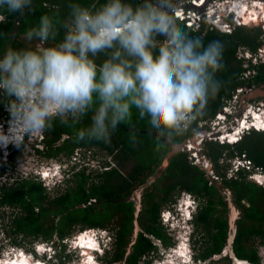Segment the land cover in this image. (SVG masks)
Wrapping results in <instances>:
<instances>
[{
  "label": "clouds",
  "instance_id": "9594fccd",
  "mask_svg": "<svg viewBox=\"0 0 264 264\" xmlns=\"http://www.w3.org/2000/svg\"><path fill=\"white\" fill-rule=\"evenodd\" d=\"M199 2L192 1L189 7L193 8L196 3L195 8L201 9L203 4L206 6L214 0ZM31 5L32 0H0V9L8 13L22 15L25 9H31ZM227 13V18L233 19L228 21L230 25L246 23V19L234 10L229 9ZM247 15L251 17V13L247 12ZM253 15L251 21L264 28V13ZM4 19L0 15V22ZM57 23L64 29L63 40L47 46L45 42L54 40L58 34ZM24 35L28 41L35 39L44 44L34 48L9 47L0 57V92L9 99L8 106L0 111V126L3 123L8 131L0 129V151L6 152L4 160L10 156V146L27 145L31 134L42 133L37 142L46 145L45 130L52 127L54 120L78 122L89 111L93 112L91 124L77 132L79 140L109 142L112 131L120 123L130 120L135 108L140 118L149 117V124L158 137L175 141L190 129L194 131V122L206 113L209 102L221 89L217 73L224 68L222 41L212 40L205 45L202 38L184 31L177 24L170 0H139L137 3L105 0L99 6L74 3L70 5L69 17L63 22L43 15L39 24L29 28ZM99 54H104L106 59L98 65ZM251 115L248 122L252 121L254 125L243 128L239 134L252 129L264 131V126L260 128L257 124L264 123V117L258 111ZM240 139L238 135L234 142ZM78 151L75 154H79ZM75 159L73 154L71 161ZM241 165L239 169H246ZM259 169L250 175L257 174ZM59 170L52 175L56 177L54 181L47 182L46 186L62 182L64 175L59 174ZM72 173L70 169L67 177ZM48 176L46 174L44 179ZM254 181L264 186V179ZM170 205L163 209L168 216L163 211L161 220L170 227L171 237L180 248L175 254L184 255L188 264L214 261L213 256L202 259L195 252L194 221L199 199L191 193H181ZM178 223L184 224L185 228L189 226L190 233ZM180 229L185 231V236L181 235ZM96 230L102 232L96 233ZM1 236L2 231L0 241ZM115 237L113 228H88L76 235L70 244L57 238L56 241H61L59 245L55 239L33 242L31 252L35 256L23 250L24 246L20 250L12 249L0 257L3 260L0 264H52L58 250L66 252L71 243L76 242L81 256L85 250L92 254L94 264H103L102 258L113 249ZM228 253L233 264L248 263L230 251Z\"/></svg>",
  "mask_w": 264,
  "mask_h": 264
},
{
  "label": "trees",
  "instance_id": "16d2710c",
  "mask_svg": "<svg viewBox=\"0 0 264 264\" xmlns=\"http://www.w3.org/2000/svg\"><path fill=\"white\" fill-rule=\"evenodd\" d=\"M104 1L100 0L101 3ZM90 2L91 0H81L79 4L87 6ZM35 6L39 13H29L28 9H25L21 15L0 9V15L5 17L4 21L0 22V57L9 47L15 49L36 47L27 43L28 40L19 38L29 28L37 26L43 15H49L57 22L66 20L57 14L56 10L59 8H48L37 1ZM176 20L179 27L191 36L202 38L205 45L212 40H220L224 45V68L217 73L221 89L215 99L209 102L206 113L194 122L192 126L194 131L190 129L181 137L187 138L195 133L199 122L212 120L226 106L228 99L233 96V91L238 87L264 84V62L251 64L255 73L247 79L243 77L246 70L244 64L247 60L237 54L241 47L253 53L264 47L262 36L264 28L251 19H246V23L234 25L233 31L227 33L218 28H210L206 22L194 28L177 17ZM56 27L57 36L54 40L49 39L45 45L54 46L63 40V27L60 23H57ZM33 41L38 40L30 42ZM105 59L106 56L103 54L100 59L97 56L96 62L99 65ZM8 103L9 99L0 92V111H3ZM92 115L93 112L89 111L78 122L69 120L68 123H61L59 119L54 120L52 127L45 130L48 137L45 154L48 157H57L63 152L66 157H70L76 150L94 147L112 155L117 162L115 166L106 162L105 169L97 172L90 170L88 165L79 163L78 170L72 167V177L68 180L65 191L58 189L53 197L50 196L43 181L37 178L34 180L22 177L12 184H1L0 252L6 243L24 246L38 240H52L56 235L58 240H65L64 238L71 236L77 228L83 230L111 227L115 229L116 241L113 249L102 258L105 264H140L141 257L150 262L149 256L158 249L152 236L166 246L173 244L172 237L162 224V208L175 201V195L179 194L180 190L187 189L202 201L195 216L196 229L202 234L199 246L203 247L198 256L202 259L214 255L222 256L231 231L229 219L224 217V212L228 209L227 202L219 186L213 182L209 183L211 180L205 175L204 169L190 163L185 152L175 155L167 173L154 182L153 188L160 189V192H146L143 200V217L138 220L142 230L131 244L136 204L134 200L125 198H129L133 191L148 179L147 176H137L136 173H141L149 167L152 169V163H160L164 152L160 155L159 151L150 150L148 147L150 143L146 142L149 134L127 130L119 125L112 131L110 141L107 143L95 139L79 140L77 132L90 126ZM142 120L146 123L149 117L145 116L142 119L139 114H135L129 122L125 121L122 124L137 126ZM64 134L68 137L63 138ZM61 138L62 141L58 144ZM206 147L215 170L222 177V184L231 190L234 201L242 209L232 241L235 256L240 260H247V264H261L255 242L264 244V186L248 176L256 168L264 170V131L252 129L242 135L235 144L208 141ZM129 154L133 159H137V163L125 174L120 166H125ZM242 155L252 162V170L241 168L227 178L230 164L223 165L221 161L225 158L230 161ZM92 199H95V202L99 201L101 207ZM220 206L223 209H219ZM113 218L116 222L108 226ZM199 241L197 240L198 243ZM225 257L233 264L230 254Z\"/></svg>",
  "mask_w": 264,
  "mask_h": 264
},
{
  "label": "rangeland",
  "instance_id": "374dc122",
  "mask_svg": "<svg viewBox=\"0 0 264 264\" xmlns=\"http://www.w3.org/2000/svg\"><path fill=\"white\" fill-rule=\"evenodd\" d=\"M59 3V9L56 10L57 14L59 16H63V18H68L69 17V13H70V5L74 4V3H80L81 0H57ZM199 2V0H170V3L172 5V10L175 12V10L177 9H183L185 12H187L188 10H191V14L192 17L187 21L184 20L185 23L187 25H189L190 22H193L194 24L191 27L194 28H198V26L200 24H203L204 22L207 23V25H210V28L214 27V28H218L220 31L223 32H229L227 30H231L233 31L234 28L231 29V27L226 28L225 24L226 22H228V20H230V18L232 19V17H228L227 18V11L229 10L227 7H234L233 5H239L240 9L241 8H246V11L248 13H264V9L262 8H254V4L258 3L261 5L263 4L264 6V0H214V2L209 3L208 5L204 6V4L202 5L201 9L198 8H190L187 5H189V3L191 2ZM226 1L228 3H226ZM105 2V1H104ZM131 2L133 3H137L139 2L138 0H132ZM216 4L217 6L213 7V4ZM224 3V4H223ZM226 3V4H225ZM103 4V3H99ZM223 4V5H222ZM177 8V9H176ZM216 10V12L218 11V13H216V17L211 18L209 16L210 13H212L213 10ZM223 9V10H221ZM194 12V13H193ZM224 12V13H223ZM179 14L182 15L181 10H179L178 12ZM243 13V12H241ZM230 14V13H229ZM176 15V13H175ZM186 16V15H185ZM254 18V17H249L248 15L245 16V18ZM233 20V19H232ZM216 21V23H214ZM220 21V24H217ZM225 30V31H224ZM263 36V40H264V33L262 34ZM19 39H23L25 41H27L26 37L24 34H21V37ZM27 43L33 45V46H42V42L40 41H33L30 42L28 41ZM46 43V42H45ZM262 50V51H261ZM238 53L241 55V57H248L247 62L244 64L246 70L244 72V75L247 79L251 78V75H253L255 73V69L251 68V64L252 63H263L264 62V47H262L260 50H258L257 52L253 53L250 50L245 49L244 47H241L240 49H238ZM103 56V54H99L98 55V59H100ZM250 62V63H249ZM98 64V63H97ZM259 85H256L254 87H257ZM249 85H246L244 87H238L235 91H233V96L228 99L227 102V110L229 112H225L224 113L220 112L223 117L221 118L220 115H216L212 120L210 121H205L203 122L202 125L197 126V128H195V133L191 136H189L190 138L194 137L196 138L195 140V147L196 149H194V151H188L189 154V158L190 161L194 164H200L201 167L204 169L205 175L210 178V182L216 183L220 190L221 193L224 195V198L227 202L228 205V209L227 211H223L224 212V217H227L229 219L230 222V227H231V231H230V235H229V242L233 241L234 238V234L236 231V223H237V219L240 217L242 209L240 208V206L234 201L233 195L231 190H229L226 186H224L222 183V177L221 175H218L217 171L215 170V168L213 169H209L206 168V165H208V161H209V155L207 153L208 149L206 147L207 142L208 141H217L214 140V136H211L212 133H210V135H208L209 131H213V128H215V131H220V130H224L227 128H232L234 127L237 123H240L239 121L243 119H250V116H252L251 114H253V111H258L260 112V115L264 116V99L261 98H257L256 99H247L243 96V94H247L249 91H251L250 88H248ZM251 108H253L252 110H250ZM261 111H260V109ZM249 110L251 111L249 114H247V111L249 112ZM135 114H139V112L133 108L132 110V116H134ZM245 114V115H244ZM244 116V117H243ZM247 116V117H245ZM262 117V116H261ZM239 118V120L237 121V119ZM130 120H128L129 122ZM142 123L143 120H142ZM139 124V123H138ZM145 124H149V121L146 122ZM140 125V124H139ZM3 123L0 126V129H4L5 132L7 133L8 131L6 130L7 126L4 125L3 127ZM209 130V131H206ZM244 130V129H243ZM242 130V131H243ZM228 131V130H227ZM204 133L203 136H201L200 138L197 137L198 133ZM248 132V131H245ZM244 132V133H245ZM243 133V134H244ZM42 133L39 134H31L30 135V142L27 143V145H20V144H16L13 146H10L8 148V152L10 153V156L7 157V160H4L3 156L6 155V152L4 153V151H0V189H1V184H12L16 181V179H21L22 177H28L31 179H38L43 181L44 185H46L47 182H52L54 181L53 177V173L55 171L59 170V174H63L64 175V179H62L60 183L57 184H50L47 185V190L50 194L51 197H53L56 194V190L60 189L62 191H65L67 185H68V180L70 179L71 174L69 175V177H67V172L72 169V167H74V169L78 170V164H84V165H88L90 170H96L98 171H102L103 169H105V165L106 162H109V164L111 166H115L116 160L112 155H109L107 152L103 151V150H99L97 148H82V150L78 151L79 155H76L74 153V156H76V159L71 161V156L70 157H66L65 153H60L59 156L57 157H48L45 152L47 150V147L44 143H38L37 139H39V136ZM243 134H238L239 137H242ZM238 135L236 136V140L238 138ZM68 136L66 134L63 135V138H67ZM188 138V137H187ZM199 139V140H198ZM17 140V139H16ZM221 140V139H220ZM62 141V138L57 142L58 144H60V142ZM227 140H223V142ZM219 142V140H218ZM221 142V141H220ZM148 143H152V141L148 140ZM181 143V142H179ZM191 144V143H190ZM151 145V144H150ZM188 147H190L188 145ZM154 148V147H152ZM38 149L40 151H38ZM192 153H196V155L198 157L195 156V158L192 156ZM12 155V158H11ZM130 156V154H129ZM128 156V157H129ZM78 160V163H77ZM212 161V160H211ZM221 162H223V165L226 163L230 164V168L233 165V159L231 161L227 160L225 158V160H222ZM105 163V165H104ZM130 163V162H129ZM128 163V164H129ZM212 163L214 164V162L212 161ZM127 163H125V166H120V168L123 170V172L126 174L130 168L129 165H126ZM230 168H228L227 171V178H230L231 175L229 174V170ZM61 169L63 170V172L61 173ZM88 170V171H90ZM258 173L260 175V179H263V175H264V170L259 169ZM46 174H49V176L44 179V176H46ZM250 178V176H248ZM150 180L154 181L155 178L150 179V177L145 181L147 183H143L141 184L138 188H136L133 193L129 196L130 199L134 200L135 204H136V216H135V227H134V231H133V235L132 237H136L137 234L142 230L141 227L142 225H140L139 223V219H142L143 217V200L144 197L146 196V191H151L154 187V183L152 184V186L150 185ZM158 180V178L156 179V181ZM181 194V193H180ZM180 194H176L175 198H177V196L179 197ZM174 198V199H175ZM95 202V201H94ZM98 206L101 207V204L99 201L95 202ZM170 204H166L162 210H161V217L164 213L168 216V213L166 212V210L163 209H167V207ZM171 206V205H170ZM169 206V207H170ZM219 209H223L221 206L219 207ZM116 219L113 218L111 220V223L108 224V226H112V224H114L116 221ZM0 223H1V216H0ZM167 223V222H166ZM162 224L164 225V227L168 230V235L171 236L173 235V232H171L170 227L168 228L166 226V224L164 223V221H162ZM180 227H184V230L189 231L190 233V227L187 226V228H185L184 224H180ZM108 229H110L111 227H106ZM88 229V228H86ZM83 230H77L74 231V233L69 236L64 238L68 244H70V242H72L75 238L76 235H78L80 232L84 231ZM181 231V235L185 236V231H183L182 229H180ZM96 233H101V230H96ZM109 233V232H108ZM56 235V234H55ZM57 237V235H56ZM56 237H54L55 241H56ZM200 237V235H198V238ZM152 238L154 239L156 245H158V249L151 255L149 256L148 259H150V262H147L146 258L144 259V257H141L139 260L140 264H165V263H170L168 260H170V256L175 254L180 248L176 246L175 241L173 240V244L170 246H166L164 245L158 238H155L154 236H152ZM7 241V240H6ZM5 241V243H6ZM62 241V240H61ZM60 241V242H61ZM59 241H56L55 243L57 245H59L60 243ZM227 244V247H225V249L222 251V256L221 255H216L213 256L215 257V260L210 262L209 264H231V261L228 257H225L227 254H229V250H231L232 247V243ZM0 243H2L0 241ZM78 242H76L77 244ZM31 242L26 243L24 246L22 247L23 250L27 251L28 253H30L31 256H35L34 254H32L31 249L33 248L31 246ZM67 244V243H66ZM67 244V245H68ZM74 243H71V245L69 246L68 250L66 252L61 253V250H58L57 254H56V258L54 263L52 264H81L82 262H85L88 260H86L87 258H83V256L80 255V249L78 248L79 246H77ZM115 245V244H114ZM113 245V247H114ZM196 247H195V252L200 254L201 250L203 249V247H200L198 244V242L195 243ZM21 246L19 245H13V244H9L6 243V245L2 248L1 250V256H6L7 253L12 250L17 248L18 250H20ZM112 247V246H111ZM255 247L258 250L260 259H261V264H264V244H261L259 241L255 242ZM131 250V249H130ZM61 251V252H60ZM230 253L232 254V252L230 251ZM82 258V259H79ZM3 261L2 259L0 260V262ZM100 261V260H99ZM179 261V260H177ZM101 262V261H100ZM202 263V262H201ZM38 264H42V263H38ZM105 264V263H103ZM183 264H186L183 262ZM204 264V263H202Z\"/></svg>",
  "mask_w": 264,
  "mask_h": 264
},
{
  "label": "flooded vegetation",
  "instance_id": "af4514ba",
  "mask_svg": "<svg viewBox=\"0 0 264 264\" xmlns=\"http://www.w3.org/2000/svg\"><path fill=\"white\" fill-rule=\"evenodd\" d=\"M194 4H196V3H194ZM188 7L190 6V5H187ZM237 54H239V53H237ZM240 55V54H239ZM241 56V55H240ZM261 85V84H260ZM250 86H256V84H249V87L248 88H250ZM257 100V99H256ZM223 109V108H222ZM221 109V110H222ZM210 121V120H209ZM119 126H123L125 129H131L132 131H138V132H141V133H144V134H149V138L148 139H146V142L148 143V140L149 141H152V143H154L153 145H152V143H150L151 145H149L148 147L150 148V150L151 151H154V150H156V151H159V154L161 155V154H163V152H164V155H163V157H162V160L160 161V163H158V164H156V163H152V169L149 167V168H147L146 170H144V171H142L141 173H136V175L137 176H147L148 178L150 177V179H153V178H155V180L154 181H151L150 180V185L152 186V184L156 181V179L157 178H160V177H162V176H164V174H166L167 173V171H168V168L170 167V165H171V162L173 161V158H172V160L169 162V164L167 165V167L165 168V169H162V162H163V159H164V157H165V155H166V153L169 151V150H171L172 148H173V146L175 145V144H182V146H181V149L179 150V152L178 153H181V152H185L186 154H187V157H188V160H189V162L190 163H192L191 161H190V158H189V154H188V151H193L192 149H190V147H188V145L192 142V143H194L195 144V140L193 141L190 137H188V138H177L175 141H168V140H166V139H164V138H160V137H158L157 135H156V133H155V130L151 127V125L150 124H145V123H141L140 125L138 124L137 126H135V125H128V124H125V123H120L119 124ZM206 131H209V130H206ZM211 131H209V133H210ZM214 132H216V131H214ZM214 139H216V138H214ZM179 142H181V143H179ZM152 147H154V148H152ZM196 149V148H195ZM177 153V154H178ZM177 154H175V155H177ZM174 155V156H175ZM192 156L194 157V156H197L196 154H193L192 153ZM209 159H210V157H209ZM211 160V159H210ZM130 162V163H129ZM127 164L126 165H129L130 166V168H129V172L132 170V168H134V166H135V164L137 163V159H133V157L132 156H130V157H128V160H127V162H126ZM129 163V164H128ZM192 164H194V163H192ZM196 165H198V166H200L201 167V165L200 164H196ZM213 168H214V164H213ZM151 169V170H150ZM166 176H169V175H166ZM208 179H210V178H208ZM148 182V181H147ZM147 182H145V183H147ZM148 191V190H147ZM146 191V192H147ZM151 191H156V192H160V189H152ZM130 199V198H129ZM137 237V236H136ZM136 239V238H135Z\"/></svg>",
  "mask_w": 264,
  "mask_h": 264
},
{
  "label": "bare ground",
  "instance_id": "6f19581e",
  "mask_svg": "<svg viewBox=\"0 0 264 264\" xmlns=\"http://www.w3.org/2000/svg\"><path fill=\"white\" fill-rule=\"evenodd\" d=\"M198 4H200V2H197ZM226 3H228L227 1H226ZM225 3V4H226ZM194 4V3H193ZM224 4V3H223ZM222 4V5H223ZM195 6H196V4H194ZM234 7H232V8H230V7H227L228 9H230V10H234L238 15H242L244 18H245V16L247 15V11H246V8L247 7H245L244 6V8H241L240 9V6L239 5H233ZM254 8H262V9H264V6H263V4L261 5V3L260 4H258V3H255L254 4ZM221 10H223V9H221ZM246 12V13H241V12ZM224 13V12H223ZM216 14V13H215ZM254 13H251V16L252 17H255L254 15H253ZM246 19H250V18H247L246 17ZM252 19V18H251ZM253 108H251L250 110H252ZM260 109V108H259ZM226 111H228L227 109H225ZM225 110H223V111H225ZM249 110V112L247 111V114H249L251 111ZM254 110V109H253ZM225 111V112H226ZM260 111H261V109H260ZM260 113V112H259ZM253 114H256V110L255 111H253ZM245 115V114H244ZM262 117H264L263 115H261ZM220 117L222 118L223 117V115H220ZM244 117V116H243ZM245 117H247V116H245ZM239 120V118L237 119V121ZM240 123H237V122H235V126L234 127H230V128H227V129H224V130H220V131H216V132H212V136H216L217 135V137L219 138V139H222V140H229L230 142H234V141H237L236 140V136L243 130V128H246V127H249L250 125H254V123L252 122V121H249L248 122V120L247 119H243L242 120V122H241V120L239 121ZM257 124H258V126L260 127V128H263V126H264V123H259V122H257ZM228 130V131H227ZM214 131H215V128H214ZM204 135V133H201V135H199L198 136V138H200L201 136H203ZM209 135V134H208ZM199 140V139H198ZM195 145H196V143L194 144V143H192L191 142V144H189V146H190V149H192L193 151H194V149L196 148L195 147ZM194 154H196V153H194ZM196 157H198V156H196ZM194 158H195V156H194ZM181 226V225H180ZM84 236H87L86 234L84 235ZM83 242L85 243V240H83ZM85 251V250H84ZM181 253H183V250L181 251ZM83 258H85V255H83ZM86 260H88V262L87 261H85V262H82L81 264H94L93 263V261L91 260V259H86ZM177 260H179V261H177ZM170 263H165V264H183V262L184 263H186V264H188L187 262H186V257L184 256V255H180V254H173V255H171L170 256V260H168ZM241 262V261H240ZM243 262V261H242Z\"/></svg>",
  "mask_w": 264,
  "mask_h": 264
},
{
  "label": "built area",
  "instance_id": "2783aa9c",
  "mask_svg": "<svg viewBox=\"0 0 264 264\" xmlns=\"http://www.w3.org/2000/svg\"><path fill=\"white\" fill-rule=\"evenodd\" d=\"M218 1H220V0H218ZM215 6H217L215 3L213 4V7H215ZM177 9V8H176ZM179 10H181V13H182V15L181 14H179L178 12H179ZM175 13H176V17H179L180 18V20H189L192 16L190 15V13H191V11H189L188 13H186L183 9H177V10H175ZM194 13V12H193ZM215 13H218V11L216 12V10L214 9L213 11H212V13H210L209 14V16L211 17V18H214V16L216 17V14ZM186 15V16H185ZM238 19V18H237ZM214 23H216V21L214 22ZM194 23L193 22H190L189 23V26L190 25H193ZM217 24H220V21L217 23ZM225 26H226V28H229V27H231V29L233 28V26L232 25H230L229 23H227L226 22V24H225ZM225 31V30H224ZM227 31H230L231 32V30H227ZM42 44H44V42H42ZM43 46H45V45H43ZM45 47H47V46H45ZM244 78H246L245 76H243ZM218 115H222L221 113H219ZM203 124V122H201V123H199V125H202ZM212 132H214V128H213V131H211L210 133H212ZM210 133H208L209 135H210ZM199 135H201V133L199 132L198 133V135L197 136H199ZM212 136V135H211ZM213 138H216L217 139V136H214ZM216 139H214V140H216ZM221 141L223 142V140L221 139ZM77 155H79V154H77ZM209 163H208V165H206V168H209V169H213V163H212V161L209 159V161H208ZM241 164H243V165H245V167L248 169V170H250V169H252V162L250 161V160H248L246 157H245V155H242V157H236L234 160H233V166H232V168L229 170V174L232 176V175H234L235 174V172L242 166ZM256 176H258V177H256ZM256 178H259V180H263L264 179V175H263V179H260V176H259V174L257 173V174H251L250 175V179H252V180H255ZM263 182V181H262ZM264 183V182H263ZM94 199H92V201H93Z\"/></svg>",
  "mask_w": 264,
  "mask_h": 264
},
{
  "label": "water",
  "instance_id": "95a60500",
  "mask_svg": "<svg viewBox=\"0 0 264 264\" xmlns=\"http://www.w3.org/2000/svg\"><path fill=\"white\" fill-rule=\"evenodd\" d=\"M192 7H196L195 5H193ZM201 8V7H200ZM215 17V16H214ZM250 89L251 91H249L247 94H243V96L247 99H257V98H261V99H264V84H261L257 87H254V86H250ZM224 109L221 110V113L224 112L223 111ZM217 136V135H216ZM198 137V136H197ZM219 137V136H218ZM217 137V138H218ZM193 141L196 140V138L192 137L191 138ZM237 142H233L232 144H235ZM181 146L182 144H175L173 146V148L171 150H169L164 159H163V162H162V169H165L167 167V165L169 164V162L172 160V158L174 157L175 154H177L179 152V150L181 149ZM126 200H129V198H125ZM136 237L133 238V241L131 242L134 243L135 242V239ZM229 243H232V242H229ZM130 244V245H131ZM231 251L234 255V251H233V247H231ZM129 253H130V250H129Z\"/></svg>",
  "mask_w": 264,
  "mask_h": 264
},
{
  "label": "crops",
  "instance_id": "0c3cea01",
  "mask_svg": "<svg viewBox=\"0 0 264 264\" xmlns=\"http://www.w3.org/2000/svg\"><path fill=\"white\" fill-rule=\"evenodd\" d=\"M35 1H37V2H39V3H42L43 4V6H45V7H48V8H53V7H56V8H59L60 6H59V3H58V1L57 0H32V5H31V9L29 10H27L29 13H37L38 11H37V8H36V6H35ZM41 1V2H40ZM139 1V0H138ZM99 3H100V0H91V2L87 5V6H91V5H93V4H96L97 6H99ZM104 3V2H103ZM55 8V9H56ZM39 13V12H38ZM54 13H55V11H54ZM67 19V18H66ZM220 112H221V110H220ZM219 112V113H220ZM230 143V142H229ZM191 193L192 195H195L193 192H191V191H189V190H187V189H183V190H180L179 191V194L180 193ZM196 196V195H195ZM197 197V196H196ZM199 199V198H198ZM199 201H201V199H199ZM202 202V201H201ZM194 224H195V230H196V233H197V240H200L199 241V243L198 244H201V236H202V234L201 233H198V231H197V229H196V223H195V221H194ZM198 235H200V237L198 238ZM197 240H196V242H197ZM172 241H173V239H172ZM158 246V245H157Z\"/></svg>",
  "mask_w": 264,
  "mask_h": 264
}]
</instances>
